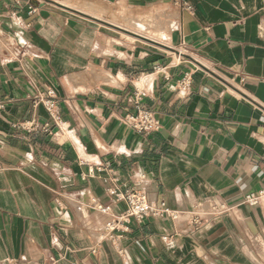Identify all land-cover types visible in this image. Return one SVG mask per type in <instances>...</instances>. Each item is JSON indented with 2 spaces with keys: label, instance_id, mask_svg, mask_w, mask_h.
<instances>
[{
  "label": "crops",
  "instance_id": "0c3cea01",
  "mask_svg": "<svg viewBox=\"0 0 264 264\" xmlns=\"http://www.w3.org/2000/svg\"><path fill=\"white\" fill-rule=\"evenodd\" d=\"M121 1L0 0V264H264V203L242 202L264 187V0H124L178 11L162 14L166 42L139 35L159 45L126 56L96 4ZM50 88L58 124L37 99ZM137 88L162 124L147 136L123 122ZM112 187L144 188L177 218L131 221L119 253L91 206L119 214ZM220 202L235 211L192 223Z\"/></svg>",
  "mask_w": 264,
  "mask_h": 264
},
{
  "label": "built area",
  "instance_id": "2783aa9c",
  "mask_svg": "<svg viewBox=\"0 0 264 264\" xmlns=\"http://www.w3.org/2000/svg\"><path fill=\"white\" fill-rule=\"evenodd\" d=\"M184 8L189 12H193L194 10L192 5L187 3H184ZM36 11V6L31 8V13H35ZM9 45H12L11 41L8 42V46ZM189 51L190 49L186 45L185 41H182L180 49H178L180 61H183L184 57L190 55ZM14 56L11 55L10 60L14 59ZM157 73H159V71H157ZM193 74L194 69L184 73L182 78L179 80L178 94L185 95L190 90L193 81ZM145 96L146 93L143 89H136L134 94L129 98V101L134 103L136 112L127 113L123 117V122L134 132L147 136L160 131L162 124L153 110L144 108L141 105V101ZM37 99L45 106L55 123L58 124V120L60 118L53 112V108L56 107L57 103V93L55 88L48 89L46 95H38ZM45 126H47L46 131H50V126L48 124ZM17 127L30 132L37 130L40 125L38 121L33 120L18 123ZM112 180L117 182L116 177L112 178ZM108 193L112 196V204H125V208L119 214L113 213L110 206L97 201H95L91 206L109 217L104 227L103 238L116 247L119 253L122 252V247H120L122 233L131 221L136 220L138 222H143L152 216L158 217L169 214H171L172 218H177V214L172 213L165 202H162L160 205L152 204L148 199L147 190L144 188L121 190L117 187H112L108 189ZM60 198L61 196L56 199L59 204L61 201ZM242 202L250 207L261 206L264 203V187L259 190L246 193ZM197 207L199 210L205 209L203 203H198ZM206 208V211L201 210L202 214H198L197 217L193 219V224L199 225L205 215L218 217L235 211V208L225 202H220L219 204L211 203ZM60 259V257L52 255L49 257L48 264H59Z\"/></svg>",
  "mask_w": 264,
  "mask_h": 264
},
{
  "label": "rangeland",
  "instance_id": "374dc122",
  "mask_svg": "<svg viewBox=\"0 0 264 264\" xmlns=\"http://www.w3.org/2000/svg\"><path fill=\"white\" fill-rule=\"evenodd\" d=\"M96 4L99 5L98 8H100V12L98 13H102V15L99 16L108 22L105 23L106 27H108V30H106L112 35L122 38L119 41L120 46L122 45V53L120 54H123L124 56L127 55V51L132 49L138 50L141 46L151 47L159 45L153 41L142 38L139 35H143L158 42H162L165 39L166 42L168 37L165 36L166 33L169 32V27H172V23L166 24L167 19L162 16V14L165 12H178L177 9L170 4L152 5L143 8L133 7L124 0L110 5ZM149 14L150 16H148ZM166 25L167 27H165ZM163 28H165V30L167 29V32L163 30L158 32ZM163 37L165 38L162 39ZM173 45V43H170V46ZM176 47L178 48L179 45H176ZM175 51L176 50L173 49L171 54L175 56L176 61H178L179 57L173 53Z\"/></svg>",
  "mask_w": 264,
  "mask_h": 264
},
{
  "label": "water",
  "instance_id": "95a60500",
  "mask_svg": "<svg viewBox=\"0 0 264 264\" xmlns=\"http://www.w3.org/2000/svg\"><path fill=\"white\" fill-rule=\"evenodd\" d=\"M61 6H63V7H65L66 8V6L65 5H61ZM140 37H142V36H140ZM142 38H145V37H142ZM145 39H147V38H145ZM147 40H150V39H147ZM150 41H152V40H150ZM153 42H155V41H153ZM155 43H157V42H155ZM158 44V43H157Z\"/></svg>",
  "mask_w": 264,
  "mask_h": 264
}]
</instances>
